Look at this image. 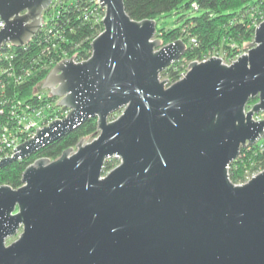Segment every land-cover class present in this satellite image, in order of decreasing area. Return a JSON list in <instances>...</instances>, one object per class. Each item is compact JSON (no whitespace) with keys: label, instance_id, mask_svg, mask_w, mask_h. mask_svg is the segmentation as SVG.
Listing matches in <instances>:
<instances>
[{"label":"water","instance_id":"1","mask_svg":"<svg viewBox=\"0 0 264 264\" xmlns=\"http://www.w3.org/2000/svg\"><path fill=\"white\" fill-rule=\"evenodd\" d=\"M51 1L0 0V47L30 39ZM98 1L103 28L90 55L60 59L41 85L67 112L0 168L90 117L98 132L34 159L20 186L0 184V264H264V169L240 184L227 172L241 146L264 136V116L254 117L264 110V18L232 62L191 60L166 85L159 73L185 42L160 45L154 18Z\"/></svg>","mask_w":264,"mask_h":264},{"label":"trees","instance_id":"2","mask_svg":"<svg viewBox=\"0 0 264 264\" xmlns=\"http://www.w3.org/2000/svg\"><path fill=\"white\" fill-rule=\"evenodd\" d=\"M95 0H52L44 13L43 25L24 44H3L0 48V124L11 134H21L15 124L20 114L41 109L43 119L62 116L67 107L57 103L49 91L39 86L49 70L62 56L82 60L90 55L91 41L102 30L103 9L95 5L98 15L90 7ZM126 12L134 19L154 18L173 10L176 23L171 28L157 27L155 35L160 44L181 38L185 51L160 71V76L173 82L186 69L185 61L200 59L201 55L219 49L228 55L247 49L256 24L264 17V0H123ZM97 3V2H95ZM192 3L197 5L196 8ZM195 11L189 12L187 11ZM255 20V21H254ZM245 49V50H246ZM41 90V91H40ZM257 97L250 98L246 108ZM42 107V108H41ZM261 111L254 114L260 117ZM41 120V118H40ZM18 133H16V132ZM96 117H90L74 129L48 142L22 158H16L0 168V184L16 188L22 184L24 168L35 158L57 157L68 146H75L80 138L96 136ZM110 158L104 170L112 166ZM264 169V136L252 144L240 147L238 155L228 165L230 180L237 183L244 174Z\"/></svg>","mask_w":264,"mask_h":264},{"label":"rangeland","instance_id":"3","mask_svg":"<svg viewBox=\"0 0 264 264\" xmlns=\"http://www.w3.org/2000/svg\"><path fill=\"white\" fill-rule=\"evenodd\" d=\"M95 2H97V0H95L94 2H92L91 3V5H90V7L92 8V11L91 12H93L95 15H98V11L96 10V7H95V5L97 4V3H95ZM98 5V4H97ZM104 8V7H103ZM189 12H195V11H192V10H190V11H187L186 13H189ZM103 13H104V10H103ZM43 18L45 19V20H47V19H49V15L47 14V13H43ZM102 18V17H101ZM264 18V17H263ZM262 18V19H263ZM176 13L173 11V10H170L169 12H167V13H165V14H163V15H161V16H159L158 17V19H157V21H156V25H157V27H164V28H171L173 25H175V23H176ZM261 19V20H262ZM260 20V21H261ZM255 21V20H254ZM259 21V22H260ZM259 22H255L256 24H254V25H257ZM155 32H156V30H155ZM154 37L155 38H158L156 35H154ZM158 40H159V38H158ZM251 41V39L247 42V48H248V43ZM246 49V48H245ZM241 50L240 52L239 51H237L235 54H232V55H228L226 52H224L223 50H219V49H212L211 50V53H208V52H206V53H203L201 56L202 57H210V56H219V57H221L223 60H224V62L225 63H227V59L228 60H232V59H234L235 57H237L238 55H240L241 53H243V52H245L246 50ZM203 55H206V56H203ZM64 57H68L67 55H65V56H62L61 57V59L62 58H64ZM180 58V57H179ZM201 59V58H200ZM60 59H58L57 61H59ZM197 60H199V59H197ZM56 61V62H57ZM184 62L188 65V63L190 62V61H185L184 60ZM186 68H187V66H186ZM45 78V77H44ZM159 79H166V78H164V77H161L160 76V73H159ZM44 80V79H43ZM43 80H42V82H43ZM167 80V79H166ZM42 82L40 83V87H41V90H43V91H41V92H44V93H46V91H49L46 87H43V86H41L42 85ZM170 83H172V82H168V80H167V84L166 85H168V84H170ZM58 96H56V101H58ZM42 108V107H41ZM249 108V107H248ZM39 109V108H38ZM36 111H37V109H35V110H33L32 111V113H31V118H33L34 117V114L36 113ZM121 110H117V111H115V112H113V113H111V114H109V116H108V119H113V118H115V116L116 115H118L119 114V112H120ZM63 115H65V112L63 113ZM62 115V116H63ZM62 116H60V117H62ZM264 116V110H261V114H260V117H258V118H262ZM27 117V116H26ZM256 118V117H255ZM52 119H54V117L52 118ZM51 119V120H52ZM50 121V120H49ZM15 124H17V125H15L16 127H18L21 131H22V129H24V128H22V123H21V121H20V119L18 120V121H16V123ZM6 129H7V127H3L1 124H0V139H2V140H5L6 142H8L9 141V139L7 138V137H10V134H9V131H6ZM14 132H16V131H14ZM16 133H18V132H16ZM14 136H19L20 134H13ZM27 138V137H26ZM25 138V139H26ZM84 139H85V141H89V140H91V138L90 137H84ZM24 139H18L17 141H16V144H14V145H17L18 143H20L21 141H23ZM259 140H261V138L259 139ZM14 148V147H13ZM9 155H11V153L10 154H3L2 155V157H5V156H9ZM2 157H0V158H2ZM36 159V158H35ZM119 158L118 157H116L115 158V160L114 161H112V166H110V167H108L105 171H104V173H106V172H108L112 167H114L118 162H119ZM246 173H250V171L248 170V172H246ZM251 174V173H250ZM242 178H240L239 180H238V182H237V184L239 183H242L241 180ZM20 232V229L14 234V235H12V236H9V237H7L6 238V240H5V243L6 244H8V243H10L12 240H14L17 236H18V233Z\"/></svg>","mask_w":264,"mask_h":264},{"label":"built area","instance_id":"4","mask_svg":"<svg viewBox=\"0 0 264 264\" xmlns=\"http://www.w3.org/2000/svg\"><path fill=\"white\" fill-rule=\"evenodd\" d=\"M97 4L98 5H100V3H99V1L97 0ZM192 6L194 7V8H196L197 7V5L195 4V3H192ZM100 7H102L101 5H100ZM102 9L104 10V8L102 7ZM3 23H4V20L2 19V17H1V15H0V27L3 25ZM10 42H6L5 44H9ZM4 44V43H3ZM2 44V45H3ZM2 45H1V47H2ZM0 47V48H1ZM208 53H211V52H208ZM203 56H206V55H203ZM208 58V56L207 57H202L201 56V59H199V60H197V61H200V60H204V59H207ZM236 58V57H235ZM234 58V59H235ZM234 59H232V60H228L227 59V63H230V62H232ZM223 62H224V60H223ZM186 71V69L183 71V73L181 74V76L180 77H182L183 76V74H184V72ZM179 77V78H180ZM178 78V79H179ZM35 109H37V111H36V113L34 114V117L33 118H31V113L30 114H28V115H26V114H20L19 116H18V118H17V121L20 119V121H21V123H22V128H24V129H22L23 131H27V136L26 137H29V136H31L33 133H34V131H35V129H36V127H40V126H42L43 124H45V123H47L49 120H51L52 118L50 117V118H47V119H43V116L42 115H40L41 114V109H40V107H39V109L38 108H34L33 110H35ZM32 110V111H33ZM68 110V109H67ZM67 111H65V113H66ZM27 116V117H26ZM58 117H60V116H56V117H54V118H58ZM40 118H41V120H40ZM9 134H10V137H7L8 139H9V141L8 142H6L5 140H2V139H0V142H4V145L2 146V147H0V157H2V155L3 154H12V151H13V149L15 148V146L16 145H14V144H16V141L19 139V137L21 136V134L17 137V136H14L13 134H11L10 132H9ZM14 147V148H13ZM260 171V170H259ZM257 173V172H256ZM255 173H245L244 174V176H243V178L241 179L242 181V183L243 182H245V181H247L251 176H253Z\"/></svg>","mask_w":264,"mask_h":264},{"label":"bare ground","instance_id":"5","mask_svg":"<svg viewBox=\"0 0 264 264\" xmlns=\"http://www.w3.org/2000/svg\"><path fill=\"white\" fill-rule=\"evenodd\" d=\"M44 13V12H43ZM42 22H43V20H42ZM42 25H43V23H42ZM181 39V38H180ZM165 44V43H164ZM160 45H162V44H160ZM194 60H197V59H194ZM222 61H223V59H222ZM4 145V142H0V147H2Z\"/></svg>","mask_w":264,"mask_h":264}]
</instances>
